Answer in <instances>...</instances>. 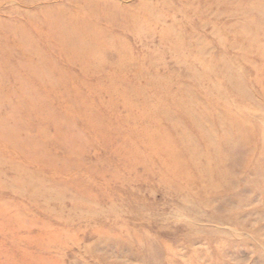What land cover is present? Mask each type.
Wrapping results in <instances>:
<instances>
[{
	"label": "rangeland",
	"instance_id": "1",
	"mask_svg": "<svg viewBox=\"0 0 264 264\" xmlns=\"http://www.w3.org/2000/svg\"><path fill=\"white\" fill-rule=\"evenodd\" d=\"M0 264H264V0H0Z\"/></svg>",
	"mask_w": 264,
	"mask_h": 264
}]
</instances>
